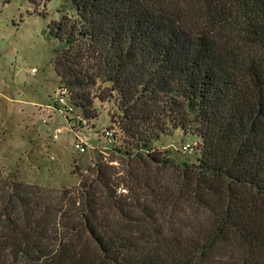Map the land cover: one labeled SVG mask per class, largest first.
Returning a JSON list of instances; mask_svg holds the SVG:
<instances>
[{"label": "trees", "instance_id": "1", "mask_svg": "<svg viewBox=\"0 0 264 264\" xmlns=\"http://www.w3.org/2000/svg\"><path fill=\"white\" fill-rule=\"evenodd\" d=\"M71 4L68 108L89 129L109 85L120 134L75 188L0 183V264H264V0ZM178 131L196 161L157 146Z\"/></svg>", "mask_w": 264, "mask_h": 264}, {"label": "rangeland", "instance_id": "2", "mask_svg": "<svg viewBox=\"0 0 264 264\" xmlns=\"http://www.w3.org/2000/svg\"><path fill=\"white\" fill-rule=\"evenodd\" d=\"M75 14L71 0H0V183L75 188L88 166L110 156L115 142L107 143L101 133L112 127L119 137L113 123L119 114L117 96L104 93L109 85L95 87L97 117L89 129L73 125L57 106L61 82L54 59L62 42L52 36L51 26ZM77 140L86 142L85 153L75 149ZM198 142L178 131L157 146L196 161Z\"/></svg>", "mask_w": 264, "mask_h": 264}, {"label": "built area", "instance_id": "3", "mask_svg": "<svg viewBox=\"0 0 264 264\" xmlns=\"http://www.w3.org/2000/svg\"><path fill=\"white\" fill-rule=\"evenodd\" d=\"M35 74V70L32 72V75ZM58 96V100L59 101L57 103V106L60 107L59 109H62L63 112L65 113V115L67 116L68 119H71V123H73V125H82L84 128H88L89 124L86 120H83L80 117H70L71 113H72V109L68 108V90L60 87L59 88V92L57 94ZM101 136L105 139V141L109 144H113L116 141V132L115 130L111 127V128H107L105 129L102 133ZM190 145H186L184 147L185 150H189L190 149ZM75 149L79 152V153H85L87 148H86V142L83 140H77L75 143ZM115 164V163H114ZM122 193H126L125 190H121ZM120 192V193H121Z\"/></svg>", "mask_w": 264, "mask_h": 264}]
</instances>
